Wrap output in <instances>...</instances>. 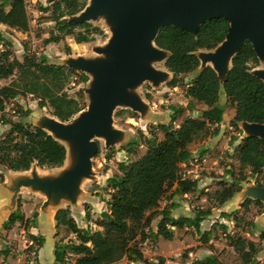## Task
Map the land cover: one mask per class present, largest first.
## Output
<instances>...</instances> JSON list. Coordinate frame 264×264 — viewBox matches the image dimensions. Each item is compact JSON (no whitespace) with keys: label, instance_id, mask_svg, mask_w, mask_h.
Returning <instances> with one entry per match:
<instances>
[{"label":"trees","instance_id":"trees-1","mask_svg":"<svg viewBox=\"0 0 264 264\" xmlns=\"http://www.w3.org/2000/svg\"><path fill=\"white\" fill-rule=\"evenodd\" d=\"M47 1L51 6L41 11L51 13L49 20L56 23L57 31L63 36H52L45 40V44L59 43L67 36L73 37L78 45L87 44L92 42L93 34L102 33L100 28L90 23L76 24L66 19L81 13L87 6V0ZM0 25L28 33L31 30V18L27 0H0ZM229 28L230 23L224 18L207 21L197 35L172 26L163 27L155 43L159 49L170 53L165 66L173 78L168 86L177 88L182 76L197 72L201 67L197 53L215 50L225 41ZM76 29H83L84 32L76 34ZM0 43L7 47L0 52V80L15 77L10 85L0 88V124L12 126L9 134L0 140V165L13 172L30 171L34 164L40 168H61L67 160V148L38 127L12 122L6 114L7 106L20 96H31L37 101L39 109L49 107L54 117L69 122L87 106L82 90L77 93L79 97L70 95L73 78L79 79L80 83H88L89 76L68 66L51 64L47 58L40 60L35 55H27L23 62L12 58V43L1 31ZM259 64L252 44L244 42L233 58L224 85L210 66L200 71L187 86L185 96L190 100L189 108L192 109L197 102L204 104L207 109L201 112L199 119H185L179 128L160 124L157 128L163 133V140L142 133L131 143L132 146H146L147 152L137 161L120 163V174L107 180L106 189L111 200L108 202V211L103 212L95 222L99 230L89 226L80 228L69 208L57 211V225L65 227L75 236V240L67 244H55L54 264H71L68 263L71 257H75L74 264H116L125 258L133 264H166L167 260L163 257L149 261L142 251L143 244L159 237L172 241L175 229L191 228L200 233L202 223L211 215L210 212L198 211L192 217L176 218L171 211L176 208V204L172 203L163 208L157 230H154L152 223L156 210L173 187L176 195L198 189V181L183 179L181 165L194 159L190 144L205 136L216 137L220 133L219 128L213 132L211 129L220 127L224 122L227 106L221 104L222 95L227 97L235 113L230 123L232 128L239 130L240 124L244 122L264 124V82L251 73ZM172 110L171 119L176 122L183 110ZM19 113L21 116H30L33 111L27 109ZM201 153L203 157L207 150ZM238 154L241 169H248L252 177L264 173V138L245 137L238 145ZM236 186V183L225 186L219 193L221 205L239 192ZM252 202L248 199L246 205ZM257 204L264 207L261 202ZM37 217L32 221L35 227ZM225 217L229 218V215ZM17 222H25L20 210L10 216L4 229ZM211 236L210 232L204 234L205 243L210 241ZM29 238L33 245L43 248L44 236L30 234ZM260 240L264 241V229ZM232 247L243 264H264V257L259 256L262 250L254 241L240 237L232 240ZM192 264L223 263L217 257L209 256Z\"/></svg>","mask_w":264,"mask_h":264},{"label":"rangeland","instance_id":"rangeland-1","mask_svg":"<svg viewBox=\"0 0 264 264\" xmlns=\"http://www.w3.org/2000/svg\"><path fill=\"white\" fill-rule=\"evenodd\" d=\"M60 1V0H56ZM91 0H87V6ZM47 0H27V10L31 18V30L22 33L14 29L3 28L2 34L12 43V58L23 62L27 55H35L38 59L47 58L51 64H64L69 60L79 59H109L105 55L96 52L97 48H106L109 40L113 36L115 24L107 15H99L96 20H91L90 24L100 28L102 33L91 36L92 42L78 45L71 36L64 37L59 43L45 44V40L52 36H63L56 29V23L49 20L51 13L41 11L42 8L50 7ZM76 34L84 32L83 29H76ZM0 52L7 49L0 43ZM70 48V51L68 49ZM209 52L202 50L200 53ZM211 52V51H210ZM151 65L158 71L168 72L165 62H152ZM201 69L188 76H182L179 87L170 88L169 80L159 85L152 81H143L132 90L146 104V112H134L127 107L118 106L114 113L113 127L122 132L123 141H117L114 145L107 147L104 138L96 139L99 144V152L92 159V175L84 178L78 192L77 203L70 204L62 202L59 208H69L71 216L80 228L95 226L103 212L108 211V202L111 200L110 193L107 191V180L119 175V164L122 162L131 163L139 160L146 154V146L139 144L132 146L131 143L138 139L143 133L145 136H157L158 140H163L164 135L157 127L160 124L173 125L179 128L185 119H199L201 112L207 107L201 103H194L193 108H189V99L185 93L187 86L194 79ZM254 70H264V64L260 62ZM81 73V72H80ZM15 80H0V88L8 86ZM92 76L89 75L88 83H80L79 79L73 78L70 95L79 97V90L84 93V103L90 104L88 92L92 89ZM221 104L227 106L225 120L222 126H214L213 132L219 128L218 136H205L192 144L189 149L194 154V159L181 165V175L183 179L198 181L199 187L188 194H175V187L169 190L161 206L156 210L152 228L157 230L161 220V212L164 207L176 204V208L171 211L173 216L192 217L198 211L210 212L211 215L202 223V231L197 233L194 229H175V236L172 241H167L159 237L154 241H146L142 246V251L149 261H157L160 257L166 258V264H192L197 260H203L209 256L217 257L223 264H243L241 257L232 247V240L240 237L254 241L261 248L260 257H264V241L260 240L261 231L264 229V207L257 204L259 199L255 198V190L264 189V173L252 177L248 169H241L238 145L245 138V131L240 125L236 130L230 126L234 118L232 104L225 95L221 97ZM172 108L183 110L176 122L171 117ZM31 109L33 113L25 116L19 113ZM6 114L14 123L22 122L30 126H42L44 122L37 116L45 115L49 119H54L52 110L47 107L43 110L38 108L37 101L31 97L20 96L12 100L6 110ZM78 118L76 115L70 121ZM57 119V118H56ZM12 126L0 124V140L5 138ZM141 142V141H140ZM69 147V146H68ZM207 150L205 156L201 152ZM70 159L63 167L56 169L40 168L34 164L27 173L31 175L35 169L39 176L56 177L70 166ZM18 173L6 170L0 165V183L5 180L15 181ZM247 179V181H246ZM237 184L239 192L226 204H220L219 193L225 186L230 187ZM6 192V191H5ZM0 193H3L0 190ZM7 204L11 205L10 194ZM249 196V197H248ZM251 196V197H250ZM251 198L252 203L246 205L247 199ZM16 199V211L20 210L25 216V222H17L7 229L0 231V264H53L55 261V244H67L75 240V236L68 232L65 227L58 226L55 215L45 210L44 204L47 197L40 193H34L29 189L23 188L21 194ZM262 203V202H261ZM264 205V203H263ZM47 212H45V211ZM38 216L37 226H33L32 221ZM229 215V218L225 217ZM89 216V217H88ZM9 218V217H8ZM90 218V219H88ZM2 220V219H0ZM212 234L210 241L205 243L204 234ZM44 236L45 244L43 248L31 242L29 235ZM75 257H71L68 263L74 264ZM117 264V263H116ZM118 264H130L127 258Z\"/></svg>","mask_w":264,"mask_h":264},{"label":"water","instance_id":"water-1","mask_svg":"<svg viewBox=\"0 0 264 264\" xmlns=\"http://www.w3.org/2000/svg\"><path fill=\"white\" fill-rule=\"evenodd\" d=\"M99 15H107L115 24L106 48L96 49L98 54L109 59H71L61 64L92 76L88 108L69 122L37 116L44 122L39 129L48 132L66 148L69 146L71 151L67 148V157L70 155L71 164L53 178L39 176L34 169L31 175L27 174L29 171L18 173L15 181L2 184L10 194L11 205L4 209L9 218L16 212V199L23 188L46 196L44 208L55 216L63 209L58 207L62 202L77 203L81 183L84 178L91 177L92 159L99 152L96 139L104 138L107 147L124 140L122 132L113 127L116 108L123 106L144 114L147 106L132 90L143 81L159 85L169 80L171 72L158 71L151 65L152 62H166L170 56L155 43L163 27L172 26L197 35L207 21L226 19L230 28L225 41L211 52L197 53L200 71L210 66L222 85L244 42L252 44L259 62L264 64V0H91L81 13L66 19L84 24L96 20ZM251 73L264 82V70ZM240 125L245 137L264 138V124L244 122ZM255 198L264 203V189L255 190Z\"/></svg>","mask_w":264,"mask_h":264},{"label":"crops","instance_id":"crops-1","mask_svg":"<svg viewBox=\"0 0 264 264\" xmlns=\"http://www.w3.org/2000/svg\"><path fill=\"white\" fill-rule=\"evenodd\" d=\"M3 28H6L7 29L8 27L7 26H4V25H0V30H2ZM8 29H10V28H8ZM224 120H225V118H224ZM26 172H28V171H26ZM14 173H24V172H14ZM6 183L7 182L5 180H3V182L0 183V190L3 191V193H0V219H2V220H0V231H2L4 229V226H5V224L7 223L8 219H9L8 218L9 217V214H7V212H5V210H4L5 207L8 206L7 203H8V200H9V196L6 195L5 189L1 186L2 184H6ZM54 261H55V259H54ZM130 264H133V263H130ZM135 264H141V263H135Z\"/></svg>","mask_w":264,"mask_h":264},{"label":"bare ground","instance_id":"bare-ground-1","mask_svg":"<svg viewBox=\"0 0 264 264\" xmlns=\"http://www.w3.org/2000/svg\"><path fill=\"white\" fill-rule=\"evenodd\" d=\"M67 148H68V152L71 151V149H70L69 147H67ZM69 157H70V155H69ZM69 157H68V158H69Z\"/></svg>","mask_w":264,"mask_h":264},{"label":"built area","instance_id":"built-area-1","mask_svg":"<svg viewBox=\"0 0 264 264\" xmlns=\"http://www.w3.org/2000/svg\"><path fill=\"white\" fill-rule=\"evenodd\" d=\"M0 47H2V45H0Z\"/></svg>","mask_w":264,"mask_h":264}]
</instances>
